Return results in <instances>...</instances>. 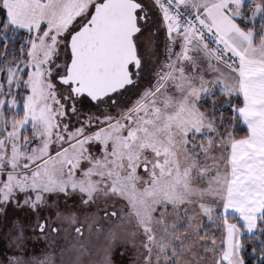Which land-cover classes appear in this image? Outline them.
<instances>
[{
	"label": "snow or ice",
	"instance_id": "obj_1",
	"mask_svg": "<svg viewBox=\"0 0 264 264\" xmlns=\"http://www.w3.org/2000/svg\"><path fill=\"white\" fill-rule=\"evenodd\" d=\"M126 262L264 264V0H0V264Z\"/></svg>",
	"mask_w": 264,
	"mask_h": 264
},
{
	"label": "trees",
	"instance_id": "obj_2",
	"mask_svg": "<svg viewBox=\"0 0 264 264\" xmlns=\"http://www.w3.org/2000/svg\"><path fill=\"white\" fill-rule=\"evenodd\" d=\"M238 131H242V129H238Z\"/></svg>",
	"mask_w": 264,
	"mask_h": 264
},
{
	"label": "rangeland",
	"instance_id": "obj_3",
	"mask_svg": "<svg viewBox=\"0 0 264 264\" xmlns=\"http://www.w3.org/2000/svg\"><path fill=\"white\" fill-rule=\"evenodd\" d=\"M73 119H75V118H73ZM126 264H127V262H126Z\"/></svg>",
	"mask_w": 264,
	"mask_h": 264
}]
</instances>
